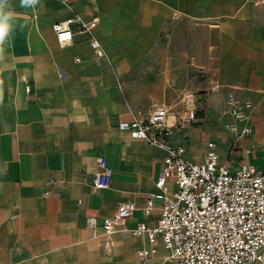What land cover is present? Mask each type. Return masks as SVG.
I'll return each mask as SVG.
<instances>
[{"label": "crops", "instance_id": "obj_1", "mask_svg": "<svg viewBox=\"0 0 264 264\" xmlns=\"http://www.w3.org/2000/svg\"><path fill=\"white\" fill-rule=\"evenodd\" d=\"M0 8L9 17L0 41V264H139L137 251L150 242L133 229L141 221L157 223L161 201L155 200L149 217L142 207L157 191L166 151L132 137L118 121L131 119L139 109L147 113L156 103L173 106L179 99L180 83L168 81L164 72L156 79L142 74L161 24L173 8L204 12L219 30L217 82L250 98L258 114L264 95V4L37 0L25 5L0 0ZM74 14L84 20L99 17L94 35L107 52L102 63L95 60L88 34L76 33L65 46L59 43L53 23ZM28 83L33 84L31 94ZM207 98L209 113L176 131L175 140L197 158L214 141L222 162L258 166L264 152L255 153L264 150V124L227 111L218 118L227 94L212 92ZM231 122L239 129L249 124L252 132L239 137L226 126ZM102 154L113 178L109 187L96 191L93 177ZM126 200L138 208L106 234L104 218ZM88 216L97 217L95 228ZM158 248L147 264H174L166 259L161 237Z\"/></svg>", "mask_w": 264, "mask_h": 264}, {"label": "built area", "instance_id": "obj_2", "mask_svg": "<svg viewBox=\"0 0 264 264\" xmlns=\"http://www.w3.org/2000/svg\"><path fill=\"white\" fill-rule=\"evenodd\" d=\"M254 3L261 5L264 0H254ZM99 20L98 16L84 20L74 14L55 21L53 30L62 46L71 44L76 33L88 34L95 60L102 63L107 52L94 35ZM109 64L120 77L122 72L111 59ZM26 90L31 94L33 84L28 83ZM181 99V107L173 114L172 122L169 121L172 110L164 104L155 105L147 113L139 109L131 119L118 121V127L129 131L132 137L166 151L155 183L157 191L149 194L142 207L149 217L155 200L161 201L157 223L150 226L141 221L133 229L136 235L146 234L150 242L149 246L137 251L139 264H147L149 258L158 252L159 237L167 251L166 259L174 264H255L263 261L264 170L251 162L238 167L222 162L214 141L209 142L203 158L192 156L187 145L176 141L174 136L176 131L198 119L202 101L191 89L185 90ZM226 110L223 109L219 116ZM233 114L237 119L249 117L238 110ZM227 125L236 130L239 137L252 132L249 124L242 129L236 122ZM112 178L113 168L108 165L106 155H99L93 189L100 191L109 187ZM137 208L134 201L120 202L114 213L104 218L106 234L124 225ZM87 221L92 227L97 226L96 216H88Z\"/></svg>", "mask_w": 264, "mask_h": 264}, {"label": "rangeland", "instance_id": "obj_3", "mask_svg": "<svg viewBox=\"0 0 264 264\" xmlns=\"http://www.w3.org/2000/svg\"><path fill=\"white\" fill-rule=\"evenodd\" d=\"M251 1L254 3V0ZM219 43V30L214 23L207 21L204 12L170 9L154 42V52L143 63L142 74L144 77L156 79L164 72L168 81L180 83L178 101L173 106H168L171 107L173 114L178 110L182 94L187 89L196 91L202 101L199 103L201 107L198 109L197 118L205 117L209 113L210 105L207 98L209 93L223 91L227 94V100L224 106L217 110L218 118L221 117L219 115L223 109L231 113L236 112L237 109L242 114H248L250 120L252 117V120L264 124V95L260 103V113L256 114L252 110L254 102L250 98L227 90L222 83L217 82L215 65L219 54ZM123 80L124 77L118 80V83H122ZM248 103L251 106H248ZM198 122L199 120L196 119L193 125ZM232 133L236 134L237 131L232 130ZM216 149L219 151L217 146ZM262 152L264 150L256 151L255 154L259 156L263 154ZM256 163L264 170V157L260 156ZM171 186L173 189L176 188L175 184Z\"/></svg>", "mask_w": 264, "mask_h": 264}, {"label": "clouds", "instance_id": "obj_4", "mask_svg": "<svg viewBox=\"0 0 264 264\" xmlns=\"http://www.w3.org/2000/svg\"><path fill=\"white\" fill-rule=\"evenodd\" d=\"M37 0H23L25 5L35 4ZM9 17L7 15L2 14V8H0V41L4 39V36L7 32V20Z\"/></svg>", "mask_w": 264, "mask_h": 264}, {"label": "bare ground", "instance_id": "obj_5", "mask_svg": "<svg viewBox=\"0 0 264 264\" xmlns=\"http://www.w3.org/2000/svg\"><path fill=\"white\" fill-rule=\"evenodd\" d=\"M248 105H249V104H248ZM236 112H237V110H236ZM172 120H174V115H173V113H171L170 116H169V121H172ZM226 126L229 128V126L227 125V123H226ZM229 129H230V128H229ZM128 132H129V131H128ZM130 135H131V134H130ZM209 142H210V141H209ZM209 142H208V144H209ZM214 147L216 148V143L214 144ZM216 150H217V149H216ZM217 152H218V150H217ZM218 153H219V152H218ZM116 230H117V229H116ZM116 230H115V231H116ZM115 231H114V232H115ZM114 232H112V233H114ZM112 233H110V234H112ZM142 235H145V234H142ZM153 255H155V254H153ZM153 255H152V256H153ZM152 256H151V257H152ZM149 259H150V258H149ZM165 261H167V260H165ZM263 261H264V260H263ZM263 261H262V262H263ZM148 262H149V260H148ZM257 262H258V261H257Z\"/></svg>", "mask_w": 264, "mask_h": 264}]
</instances>
